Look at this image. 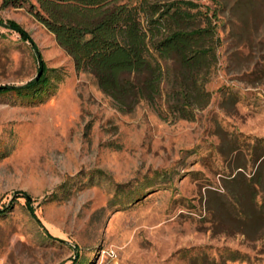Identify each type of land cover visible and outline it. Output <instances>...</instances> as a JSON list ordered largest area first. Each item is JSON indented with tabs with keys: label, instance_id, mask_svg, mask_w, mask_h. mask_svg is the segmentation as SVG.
<instances>
[{
	"label": "rangeland",
	"instance_id": "374dc122",
	"mask_svg": "<svg viewBox=\"0 0 264 264\" xmlns=\"http://www.w3.org/2000/svg\"><path fill=\"white\" fill-rule=\"evenodd\" d=\"M1 1L0 86L41 60L46 82L0 95V264H264V0L184 1L216 24L192 120L159 99L122 111L28 5Z\"/></svg>",
	"mask_w": 264,
	"mask_h": 264
},
{
	"label": "trees",
	"instance_id": "16d2710c",
	"mask_svg": "<svg viewBox=\"0 0 264 264\" xmlns=\"http://www.w3.org/2000/svg\"><path fill=\"white\" fill-rule=\"evenodd\" d=\"M184 1L2 0L1 5H28L72 58L75 69L90 73L122 111L140 100L159 99L176 117L192 120L196 109L210 99L205 84L217 61L216 24L206 12L191 13ZM199 18L202 26L190 28ZM39 64V78L22 86H0V95L36 99L46 82L45 65L42 60ZM259 167L264 168V157ZM19 197L25 198L28 211L41 224L29 197ZM259 210L264 214V204Z\"/></svg>",
	"mask_w": 264,
	"mask_h": 264
},
{
	"label": "water",
	"instance_id": "95a60500",
	"mask_svg": "<svg viewBox=\"0 0 264 264\" xmlns=\"http://www.w3.org/2000/svg\"><path fill=\"white\" fill-rule=\"evenodd\" d=\"M38 78V77H37Z\"/></svg>",
	"mask_w": 264,
	"mask_h": 264
}]
</instances>
